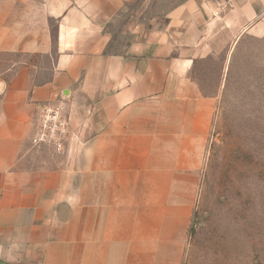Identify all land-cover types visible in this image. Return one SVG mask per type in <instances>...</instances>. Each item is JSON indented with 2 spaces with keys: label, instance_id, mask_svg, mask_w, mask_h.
Instances as JSON below:
<instances>
[{
  "label": "crops",
  "instance_id": "0c3cea01",
  "mask_svg": "<svg viewBox=\"0 0 264 264\" xmlns=\"http://www.w3.org/2000/svg\"><path fill=\"white\" fill-rule=\"evenodd\" d=\"M137 1L0 0V54L23 58L0 76V264H197L183 191L198 189L221 65L217 88L200 78L264 40V0H185L110 53L109 27ZM30 57L50 61L48 81ZM63 94L71 149H34V117Z\"/></svg>",
  "mask_w": 264,
  "mask_h": 264
},
{
  "label": "rangeland",
  "instance_id": "374dc122",
  "mask_svg": "<svg viewBox=\"0 0 264 264\" xmlns=\"http://www.w3.org/2000/svg\"><path fill=\"white\" fill-rule=\"evenodd\" d=\"M184 1L138 0L127 5L109 27L114 39L108 51L121 53L132 42L129 24L141 25L143 33L162 28L168 13ZM233 51L227 65L221 53V63L207 64L200 78L207 91L217 88L221 65L216 118L201 159L198 189L183 191L195 199L191 243L197 264H264V40L243 38ZM21 59L0 54L1 78L8 79L4 73ZM29 63L35 66V84L49 80V60L38 63L30 57ZM34 149L59 156L68 152Z\"/></svg>",
  "mask_w": 264,
  "mask_h": 264
},
{
  "label": "built area",
  "instance_id": "2783aa9c",
  "mask_svg": "<svg viewBox=\"0 0 264 264\" xmlns=\"http://www.w3.org/2000/svg\"><path fill=\"white\" fill-rule=\"evenodd\" d=\"M67 95L42 107L33 126L32 144L51 149L56 154L65 153L75 137L72 118L67 108ZM69 152V150H68Z\"/></svg>",
  "mask_w": 264,
  "mask_h": 264
}]
</instances>
